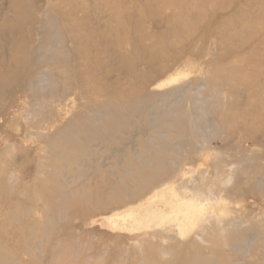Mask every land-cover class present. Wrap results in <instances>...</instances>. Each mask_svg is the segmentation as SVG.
Masks as SVG:
<instances>
[{
  "label": "rangeland",
  "instance_id": "rangeland-1",
  "mask_svg": "<svg viewBox=\"0 0 264 264\" xmlns=\"http://www.w3.org/2000/svg\"><path fill=\"white\" fill-rule=\"evenodd\" d=\"M0 80V264H264V0H0ZM105 104L120 131L48 155Z\"/></svg>",
  "mask_w": 264,
  "mask_h": 264
},
{
  "label": "bare ground",
  "instance_id": "bare-ground-1",
  "mask_svg": "<svg viewBox=\"0 0 264 264\" xmlns=\"http://www.w3.org/2000/svg\"><path fill=\"white\" fill-rule=\"evenodd\" d=\"M59 50H62V49H59ZM62 55H63V53L60 51V53L56 54V57L60 58V57H62ZM31 59H32L31 57H29V58H27V56L24 57L23 59H21L19 61L17 68L18 69L21 68V70L24 72L26 70V68H28L29 64L31 63ZM0 83H1V80H0ZM140 101H142V100H140ZM116 109H117V107H114V104L103 105V108L100 109L101 110L100 114H103V116L99 119L93 120V122L99 121V123H97V124H95V123L92 124L95 128L90 126V119H92V117L86 118L87 116H85L84 114H83L84 117L83 116L75 117L72 120V122H70L67 125V127L63 128L62 131L59 132L60 137H58L59 138L58 140H53L57 136V135L56 136L53 135L54 138H52L47 145L48 155L51 156V158L55 157L57 159V161L59 159H62L65 157L64 160H66L68 162L76 163L75 162L76 155L79 153H82L84 151V147H87L88 144H91L92 140H94V138L96 136H98L100 133H103L104 131H110V132L116 133V132L120 131L121 127H123L126 120L119 116L118 110H116ZM184 113H186V112H182V113L180 112L179 115L182 116ZM179 122L180 121H178L176 119L174 123L171 122L170 125L168 124L169 126H171V131H172L171 135H176V137H181V138H186V137L190 136L192 133H190L189 130L187 133V130H186L188 125L187 124H181ZM164 126H165V124L162 121H158L156 123L157 129H162ZM169 143H166V144L160 146V151H158L155 154V156H153L151 159L150 168L143 167V168H137L135 170L134 169L132 170L130 180L135 179L137 182L136 185L134 186L135 187L134 188L135 193L139 194V193H143L144 191H146V189L148 188L149 185H152L157 180H160V177L162 176V174L164 172L165 173L168 172V174H169L170 169H168V167L166 166L167 157H169L170 154L172 156V153H170V151H169L170 150L169 149L170 148ZM64 152L67 153V155H65ZM49 162L51 163V165L49 166L50 169H52L53 171H57L58 170V166H56L57 163H55L54 161L53 162L49 161ZM44 164H48V162L47 163L44 162ZM121 186H123V183H121ZM113 190H117V189H113ZM116 193H118V192H116ZM120 193L121 192H119L117 195H114L113 201L111 200L112 204L118 203V198H119ZM193 195H195V194H193ZM193 195H190L189 197H191ZM201 197H199V198H201ZM73 205H77V203L73 204ZM7 207L10 210V217L12 219L15 218L16 217L14 215L15 214L14 211L16 209L15 205L14 204H8ZM241 235H242V233L236 232V233L228 236L229 237L228 240H229L230 244H231V242L234 243L236 238L240 237ZM228 240H226V241H228ZM209 261H210L209 259L202 260V261L191 260V262L187 261L186 264H213Z\"/></svg>",
  "mask_w": 264,
  "mask_h": 264
},
{
  "label": "clouds",
  "instance_id": "clouds-1",
  "mask_svg": "<svg viewBox=\"0 0 264 264\" xmlns=\"http://www.w3.org/2000/svg\"><path fill=\"white\" fill-rule=\"evenodd\" d=\"M15 179H16V174L15 173L10 174L9 180L12 181V180H15Z\"/></svg>",
  "mask_w": 264,
  "mask_h": 264
}]
</instances>
